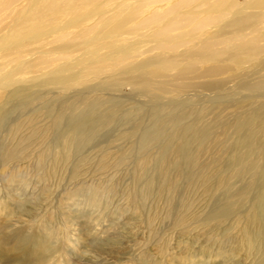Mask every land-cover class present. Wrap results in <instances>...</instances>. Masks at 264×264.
Instances as JSON below:
<instances>
[{
    "label": "bare ground",
    "instance_id": "1",
    "mask_svg": "<svg viewBox=\"0 0 264 264\" xmlns=\"http://www.w3.org/2000/svg\"><path fill=\"white\" fill-rule=\"evenodd\" d=\"M30 2L46 6L38 9L32 17L37 23L43 24L61 11L47 7L48 5L63 3L119 5L125 0H30ZM202 2L210 3L213 0H202ZM227 3L238 5V7L232 10L229 20L220 26L221 34L246 38L241 39L239 43L226 51L211 50L203 45L178 52L150 50L142 59L103 74L88 70L95 61L79 67L70 62L50 67L51 61L37 60L29 56L22 63L14 64L9 72H14L25 79L13 86H8L3 83V77L0 76V134L7 127L11 114L25 110L38 114L41 112L50 120V123L42 129L44 135L55 132L59 139L54 142L55 147L51 146L47 150L49 159L40 158L37 166L45 165L49 160L52 162L53 169H57L59 164L68 163L75 154L79 153L80 158L76 159L79 161L78 169H76L78 173L73 175L74 178H79L88 173L82 171L85 170L84 166L89 160L88 157H83L84 150L90 145L97 144L100 139L110 141L112 137H115V133H111L113 130L124 125L125 121L133 122L137 115L140 122H136V127L133 125L134 130H125L118 134L115 147L120 154L119 164H133L135 182L138 185L142 184V188L137 191L140 193L137 194L138 198H142L141 193L150 194L147 200L153 198L158 183L161 184L159 193L163 195L167 192L169 201L173 199L172 197H176V194L191 190L195 183L204 186L205 190L212 191L214 177H217L218 184L226 186V189L237 179L241 178L240 184L242 179H246L243 187L239 188L241 190L238 196L233 199L230 195L232 200L224 203L220 212L229 215L239 211L250 197L248 194L257 186L253 212L245 217L242 233L243 242L247 246H252L264 229L262 226V223L264 224V166L261 164L264 153L262 154L259 150L264 140V116L256 117L252 113V110L256 108L253 109L248 104L255 98L261 99L264 96V31L260 30L261 21L264 20V3L262 0H227ZM115 12L116 8H100L99 11L91 13L89 18L96 20ZM124 23V21L116 20V26H122ZM6 28L10 34L8 37L5 36ZM11 33V27L0 26V72L3 71L6 56H11L22 46L21 41L14 38ZM68 50V45L59 44L38 51L41 55H48L61 54ZM183 62L185 65L180 66ZM258 67H260L259 70H257ZM170 68L174 69L169 71ZM158 77H162L161 80H158ZM238 77L242 79L239 80ZM82 79L83 82L78 83ZM192 79L201 80V82L191 81ZM236 79H238V86L246 90L248 94L242 96L240 102H223L225 97L232 96L226 89V84ZM124 86L132 87L134 95L148 94L154 98L149 104L152 105L155 102L158 104L147 110L142 106L143 103L136 102L132 104L133 106L131 105L133 112L128 111L130 108L126 110L127 108H124L128 106L126 101L121 98V94L118 95ZM198 89L212 92L210 100L219 102L215 104L208 100L209 106L204 107V111L209 115L207 121L197 120L196 122L188 119L191 113L197 111L194 108L197 102L196 97L188 94ZM36 101L40 102L41 108L34 106ZM164 104L168 107L166 114L163 112ZM229 105L242 108L243 117L225 120L223 111ZM149 113H152L150 119ZM31 118V123L37 122L36 116ZM218 126L222 129L219 134L215 131ZM19 129V126L12 129L14 136ZM134 136L137 139L134 140ZM51 142L52 140H48L47 144L50 145ZM109 146L100 151L97 168L111 167ZM212 147L215 154L211 153ZM24 150L18 144L2 143L0 160L9 163L22 161L21 159L29 156H24ZM257 151L260 153L255 156ZM138 152H141V155H138ZM9 163L6 164L9 165ZM213 166L215 170L211 173L210 169ZM96 171L99 170L96 169ZM183 178L187 180L184 181L185 184L180 182ZM81 190V188L77 189L76 192L81 193ZM94 195L95 193L92 196L85 195V198L77 200L76 204L78 207L100 205V194ZM184 197L182 196V199ZM33 205L37 206V204ZM28 208L31 209V207ZM122 235L120 231L110 235L104 241L105 243H100V247L106 248L114 243H123ZM50 240L53 241L52 238L46 239L47 245L44 248L39 245L37 251L32 248L30 253L31 244L35 242L37 247L39 242L29 234H25L21 227L7 230L0 238V242L6 241L9 247L8 250L4 249L5 257L9 254H22L25 259L35 253H42L46 263L56 264L54 257L60 250ZM63 255L61 264L69 258L67 252ZM261 259L264 260V256H261ZM90 263L96 262L93 259Z\"/></svg>",
    "mask_w": 264,
    "mask_h": 264
},
{
    "label": "rangeland",
    "instance_id": "2",
    "mask_svg": "<svg viewBox=\"0 0 264 264\" xmlns=\"http://www.w3.org/2000/svg\"><path fill=\"white\" fill-rule=\"evenodd\" d=\"M181 65H185V62ZM170 69L169 71H172L174 68ZM259 69L260 67L257 68ZM161 78L158 77V80ZM238 79L228 81L226 84V89L232 96L225 97L223 102H240L241 97L248 94L238 86ZM191 81L201 82L193 79ZM132 91V87L124 86L122 92L118 94H121V98L129 106L124 107L126 110L130 108L128 111H131L136 102L143 103L142 106L147 110L158 104L157 102L149 104L154 98L148 94L134 95ZM188 95L197 99L194 105L197 111L191 113L188 119L196 122L207 121L209 115L204 111V107L209 106L208 100L213 93L198 89ZM210 101L219 103L214 99ZM248 104L251 108H256L252 110L256 117L264 116V96L261 99L255 98ZM34 106L41 108L38 101ZM32 112L25 110L11 114L7 127L0 134V157L2 143L18 144L25 149L24 156L29 155L15 163L0 160V238L7 230L21 227L25 234L39 242L37 247L35 242L31 244L30 253L32 248L37 251L39 245L44 248L47 245L46 239L52 238L53 241L50 242L60 250L54 257L56 264L63 263L64 252H67L69 257L64 264H93L90 263L93 259L95 264H264V260L261 259V256H264V229L252 246H247L243 242L242 234L245 217L253 212L257 186L248 194L250 197L247 203L245 202L239 211L229 215L220 210L224 203L232 200L230 195L233 199L238 196L241 190L239 188L243 187L246 179H242V185L241 178L237 179L232 184L235 189L232 185L226 189V186L218 184L217 177H214L212 191L205 190L204 186L195 183L191 190L185 191L186 193L180 192L169 201L167 192L163 195L159 193L161 184L158 183L153 198L147 200L150 198L149 193H141L142 198H138L137 194L140 193L137 191L142 188V184L138 185L135 182L133 164H119L120 154L115 147L118 134L125 130H134L135 125L140 122L137 115L133 122L125 121V126L113 130L111 133H115V137L110 141L100 139L97 144L90 145L84 150L83 157H88L89 160L84 166L86 171H82L88 172L87 174L74 178L78 173L76 169L79 153L68 163L59 164L57 169H53L49 160L47 164L37 166L40 158L49 159L47 150L51 146L55 147L54 142L58 141L59 136L55 132L44 135L42 129L50 120L41 112L39 114ZM163 112L165 114L168 112L165 104ZM152 113H149V119ZM223 113L225 120L241 118L244 115L242 108L233 105L225 108ZM33 116L37 117L36 123L30 122ZM17 126L20 129L14 136L12 129ZM221 130L220 126L215 128L217 134L221 133ZM135 139L137 138L134 136ZM48 140H52L50 145L47 144ZM106 146L107 148L109 146L111 167L100 169L97 168V160L100 151ZM259 150L264 153V140ZM211 153L215 154L213 147ZM259 153L257 151L255 156ZM137 154L141 155V152ZM261 164L264 166V160ZM214 170L213 166L210 172L213 173ZM85 176L88 178L84 179ZM184 181H187L186 178L180 180L181 184H185ZM80 188L81 193H77L76 190ZM224 189L228 190L227 193ZM94 193L96 196L100 194V205L78 207L77 200H83L85 195L92 196ZM182 196L185 197L182 199ZM262 226L264 228L263 223ZM255 229L257 230L256 227ZM118 230L123 233L121 237L123 243H114L106 248L100 247V243L103 244L110 235L119 232ZM4 249H9L6 241L0 242V264H48L44 261L42 253H35L24 259L22 254H9L5 257Z\"/></svg>",
    "mask_w": 264,
    "mask_h": 264
},
{
    "label": "clouds",
    "instance_id": "3",
    "mask_svg": "<svg viewBox=\"0 0 264 264\" xmlns=\"http://www.w3.org/2000/svg\"><path fill=\"white\" fill-rule=\"evenodd\" d=\"M44 7L30 0H0V26L11 27V35L22 44L18 51L5 58L0 72L5 85L13 86L25 79L9 69L29 56L51 61L50 67L65 62L79 67L95 61L88 70L103 74L142 59L150 50L178 52L203 45L211 50L226 51L246 38L221 34L220 26L238 7L229 5L227 0L210 3L202 0H125L119 5L54 4L47 7L61 11L39 24L32 17ZM100 8H116V12L100 19H90L89 15ZM116 20L125 23L116 26ZM260 30L264 31V20ZM9 35L6 28L5 36ZM59 44L68 45L69 50L48 55H41L38 51Z\"/></svg>",
    "mask_w": 264,
    "mask_h": 264
}]
</instances>
